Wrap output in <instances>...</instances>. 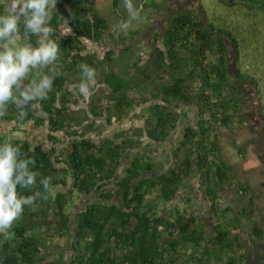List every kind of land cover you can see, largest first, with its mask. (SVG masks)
Instances as JSON below:
<instances>
[{
  "label": "trees",
  "instance_id": "1",
  "mask_svg": "<svg viewBox=\"0 0 264 264\" xmlns=\"http://www.w3.org/2000/svg\"><path fill=\"white\" fill-rule=\"evenodd\" d=\"M193 2L198 11L185 9L168 17L143 62L126 43L137 30L113 39L108 19L99 13L95 0H57L51 26L59 51L49 66L55 78L47 99L23 110L11 102L0 109V118L6 121L19 114L21 123L45 124L49 142L46 148L42 142L0 135V144L19 146L21 158L35 161L30 167L38 173L36 184L18 188V194L41 193L35 210L25 206L13 223L12 238L0 235V264H246L243 220L261 241L264 256L263 230L253 220L251 199L247 212L218 205L221 187L234 185L243 196L249 188L222 157L216 128L231 130L244 123L242 85L249 80L258 101L257 85L241 70L235 37L224 29L215 30L197 0ZM120 4L126 7L122 0H111V13L121 11ZM20 27L22 42L35 45L36 37L24 39ZM65 27L69 32L60 33ZM106 35L122 50L116 54L110 47L102 56L89 53L87 42L99 44ZM81 64L93 68L97 80L89 85L86 110H73L70 105L78 99L74 86L83 79ZM49 68L42 71L51 75ZM35 78L37 70H32L28 79ZM97 83L105 86L103 96L93 95ZM147 102L140 111L142 126L98 142L88 135L100 133L96 120L104 125L122 122ZM35 104L40 114L34 113ZM181 107L195 112V123L179 129L165 164L156 163L151 154L132 153L142 146V137L159 144L171 138ZM194 176L209 202V219L219 223L209 234L189 208L190 195H183L188 207L182 211L162 208L189 190ZM47 177L51 182L46 192L40 180ZM82 197L89 200L73 209ZM65 237L70 238L68 259L53 242Z\"/></svg>",
  "mask_w": 264,
  "mask_h": 264
},
{
  "label": "rangeland",
  "instance_id": "2",
  "mask_svg": "<svg viewBox=\"0 0 264 264\" xmlns=\"http://www.w3.org/2000/svg\"><path fill=\"white\" fill-rule=\"evenodd\" d=\"M230 1L234 3L224 4L223 0H197V6L203 11L206 22L215 30L224 29L235 37L238 44L241 70L257 85L255 91L258 90V101H256L254 95V85L252 86V83L246 80L239 94L240 113L243 115L244 123L234 126L231 130L221 127L216 128L222 157L232 167L236 178L249 188L248 193L243 196L240 192H236L234 185L221 187L218 205L221 209L230 207L233 211H237L239 208L247 212L248 200L251 199L254 209L253 220L263 230L264 239V0ZM127 2L128 0H122L125 5ZM146 2L148 6H145ZM131 3L133 5L132 10L120 4L121 11L113 14L111 13V0H95V6L98 8L99 13L108 19L109 31L114 34L113 39L117 40V37L126 35L129 31H138L126 43H130L133 46L134 53L139 54L143 58V62L147 60V53L150 50L154 35L160 36L162 34L168 17L185 9L198 11L193 0H131ZM132 11L135 12V18L132 17ZM121 20H124L125 23ZM125 24H127V27H124ZM215 30L213 31L215 32ZM68 31L69 29L65 27L60 33L65 34ZM158 40L157 44L161 47L160 38ZM87 44L89 53L100 56L107 50L106 48L113 47L116 54L123 48L121 44L109 39V35H106L99 44L91 42H87ZM230 53H232V50H230ZM164 79L167 80L166 77ZM96 80L97 75H95L94 81ZM80 83L81 81H78L75 83L77 85L74 86V93L77 92L80 97L77 94L76 105H70L73 110H86L87 101L91 95L90 91L83 94L80 93ZM103 88H105L104 85L97 83L93 90V95L103 96ZM148 103L133 109L122 122L115 120L110 125H104L101 124L100 120H96V129L100 133L93 131L88 133V135L98 142L103 137H112L116 133L120 134L127 129L142 126L143 119L140 117V111ZM32 108L35 109L34 113L40 114L36 104ZM179 113L181 114L179 125L176 131L172 133L171 138L162 144H157L149 142L145 137H142V146L135 148L132 153L151 154L155 156L156 163L165 164L168 160L167 154H169L177 139L179 129L182 125H194L195 123V112L191 108L181 107L179 108ZM20 118L19 114H16L12 121L0 118V135L8 139H28L32 144L42 142L48 148L46 125H38L33 121L21 123L19 121ZM58 135L62 141L65 140L63 142L67 141V137L64 134L59 132ZM148 144L150 145L149 147ZM185 194L192 197L191 207L189 206V208L196 216L198 222L204 223L206 233L214 232L219 223L217 220L209 219L207 212L209 202L204 198L195 176L192 178L189 190L162 208L167 210L174 207L182 211V208L188 207L183 200V195ZM88 200V197L78 198L74 202L73 209L82 208ZM243 222L241 233L245 244L243 252L247 255L244 263L264 264L261 241L251 234L250 223L247 220H243ZM53 242L57 247L63 249L65 258L68 259L70 257V238L53 239Z\"/></svg>",
  "mask_w": 264,
  "mask_h": 264
},
{
  "label": "clouds",
  "instance_id": "3",
  "mask_svg": "<svg viewBox=\"0 0 264 264\" xmlns=\"http://www.w3.org/2000/svg\"><path fill=\"white\" fill-rule=\"evenodd\" d=\"M56 4L57 0H0L3 8L0 11V109L11 102L23 110L32 102L47 99L55 78L54 70L49 66L56 62L59 51L58 41L52 38L54 28L51 26ZM126 6L133 9L131 0ZM132 17L135 18L134 11ZM20 25L24 39L36 37L35 45L22 42ZM45 68L52 74L44 73ZM32 70H37V78L29 80ZM80 70L83 79L79 91L83 94L94 83L95 70L87 64H81ZM34 164L33 159L21 158L19 146L0 144V235L5 240L12 238L9 230L25 206L33 207L41 197L39 191L27 196L19 195L17 191L18 188L31 189L36 184L38 173L30 167ZM50 182V177L40 180L46 192L50 190Z\"/></svg>",
  "mask_w": 264,
  "mask_h": 264
},
{
  "label": "crops",
  "instance_id": "4",
  "mask_svg": "<svg viewBox=\"0 0 264 264\" xmlns=\"http://www.w3.org/2000/svg\"><path fill=\"white\" fill-rule=\"evenodd\" d=\"M121 21H123V23H125V21L124 20H121ZM127 34V33H126Z\"/></svg>",
  "mask_w": 264,
  "mask_h": 264
}]
</instances>
